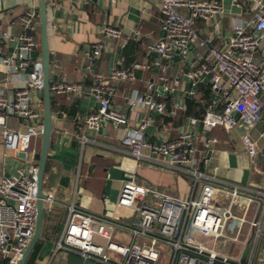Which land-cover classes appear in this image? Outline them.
I'll return each instance as SVG.
<instances>
[{"label":"built area","instance_id":"1","mask_svg":"<svg viewBox=\"0 0 264 264\" xmlns=\"http://www.w3.org/2000/svg\"><path fill=\"white\" fill-rule=\"evenodd\" d=\"M10 1L21 11L17 23L11 21L3 27L7 7L0 10V140L3 158L13 155L24 165L0 178V264H18L37 225L35 154L44 117L43 100L37 94L44 86L40 0ZM46 1L49 13L60 6V0ZM159 9L163 35L151 41L148 49L158 56L155 64L161 83L148 80V92L133 88L126 95L127 105L138 114L136 123L115 105V98L120 83L136 81L137 70H147L150 65L137 63L109 73L98 68L108 41L124 35L118 25L105 22L101 37L86 53L90 85L51 74L50 89L55 97L91 94L97 100V109L85 118L83 144L107 120L138 161L150 148L170 167L189 174L191 192L179 197L134 177L127 179L118 196L117 204L125 210L119 218L97 214L73 201L55 250L78 252L94 264H256L264 240V188L229 186L215 174L217 166L209 170L214 158L208 155L210 144L218 139L207 134L217 127L231 133L241 125V145L250 158L261 151L252 130L261 123L264 138V0H160ZM226 17H230L228 26ZM17 24L19 30L15 31ZM140 35L135 31L125 40L128 43ZM177 57L188 67L183 76L194 89L188 95H195L197 85L207 84L210 96L213 93L216 98L200 100L203 116L188 117L176 136L151 142L147 130L156 120L154 111L170 122L186 109L185 102L176 98L155 97L177 91L167 73V61ZM199 128L205 134L202 148L198 146ZM45 191L44 203L50 213L55 194ZM132 214L133 222L120 219ZM235 220L238 226L232 225ZM121 229L128 237L117 236ZM203 237H209L212 246Z\"/></svg>","mask_w":264,"mask_h":264},{"label":"crops","instance_id":"2","mask_svg":"<svg viewBox=\"0 0 264 264\" xmlns=\"http://www.w3.org/2000/svg\"><path fill=\"white\" fill-rule=\"evenodd\" d=\"M3 3L4 8L7 7L3 27L11 21L17 23L21 7L13 5L10 0ZM159 6L160 0H60V6L49 13L51 74L90 85L91 72L87 69L89 63L86 53L101 37L105 22L118 25L124 35L108 41V46L98 59V68L109 73L114 68H128L137 63L150 65L147 70H137L136 81L120 83L115 98V105L136 123L138 114L127 105L126 95L133 88L148 92V80L161 83L160 70L155 64L158 56L148 49L151 41L163 35ZM229 22L230 17H226V26ZM203 25L199 23L200 27ZM13 29L18 31V24ZM135 31H139L141 35L133 36L127 43L125 36H132ZM167 62L169 81L179 91L173 94L157 93L155 97L165 101L176 98L187 103L186 99L194 96L188 95V91L194 89L187 77L183 76L185 68L188 67L179 57ZM200 100L198 102L201 103ZM54 105L58 107V111L54 113L56 129L49 154L50 171L45 175V190L54 192L55 202L54 210L50 213L44 203L45 225L41 235L44 243L38 252L36 264H94L93 260H85L78 252L55 250V243L71 202L74 201L78 206L97 214L119 218L125 212L117 204L125 180L134 177L139 182L149 183L179 197H185L191 192L192 179L182 170L170 167L150 148L145 150V157L138 161L122 145L119 130L112 123L105 130L93 131L90 135L91 141L83 144L81 138L87 131L85 118L99 105L93 95L57 96ZM153 115L156 120L147 130L151 142H159L162 137L176 136L189 121L187 118L182 123L177 119L169 122L157 111ZM261 126L260 123L252 130L253 136L259 139L261 149L254 158H250L241 145L243 126H237L231 133L217 127L207 134L208 137L218 139L209 149L214 157L209 170L213 171V166H217L215 174L226 185L238 184L249 190L264 188V138L260 136ZM198 134V146L202 148L205 134L200 128ZM3 152L4 147L0 140V156H3ZM23 165L24 161L13 155L0 159V178L7 173L16 172ZM120 219L133 222L135 216L132 214ZM117 236L122 239L128 237V233L121 229ZM255 261L256 264H264V240Z\"/></svg>","mask_w":264,"mask_h":264},{"label":"water","instance_id":"3","mask_svg":"<svg viewBox=\"0 0 264 264\" xmlns=\"http://www.w3.org/2000/svg\"><path fill=\"white\" fill-rule=\"evenodd\" d=\"M49 12H48V4L46 0H40V40H41V57L44 68V86L41 90L37 92L38 96L43 100L44 105V113H43V130L41 134V146L40 150L35 154V158L38 161V195H37V220L34 234L25 249L22 258L18 262V264H26L29 256L34 250L38 240L41 238L43 228H44V220H45V212H44V200L48 197V193L45 191V175H46V166L49 160V154L52 143H53V134L56 129V123L54 120V113L58 111V107L55 106V95L51 92L50 84H51V49H50V33H49ZM37 57V56H36ZM187 72L188 69L185 68ZM162 86H159L160 92H162ZM167 94V92H164ZM211 97L216 98V96L212 93ZM109 124V121H105L104 125L99 129L105 130L106 126ZM213 144H210V148ZM19 155L21 157H25V152H20ZM210 155V151L209 154ZM7 173L6 175H8ZM249 250V245L246 246L244 256L242 261L246 260L247 251Z\"/></svg>","mask_w":264,"mask_h":264},{"label":"trees","instance_id":"4","mask_svg":"<svg viewBox=\"0 0 264 264\" xmlns=\"http://www.w3.org/2000/svg\"><path fill=\"white\" fill-rule=\"evenodd\" d=\"M195 95L193 97H188L186 99V109L181 111L180 114L175 117L174 119H177L179 122H183L186 121V119L190 116H195L197 118H201L204 114V106L202 104H199V100L202 99H210V85L207 84H199L196 87L195 90ZM203 96V97H201ZM169 97V96H168ZM50 169V164H49V160L47 162V166H46V173ZM43 240L40 238L38 240V243L36 244L34 250L32 251L31 255L28 258V261L26 262V264H36V259L38 256V252L41 249Z\"/></svg>","mask_w":264,"mask_h":264},{"label":"rangeland","instance_id":"5","mask_svg":"<svg viewBox=\"0 0 264 264\" xmlns=\"http://www.w3.org/2000/svg\"><path fill=\"white\" fill-rule=\"evenodd\" d=\"M4 8V3H3V1H0V10L1 9H3ZM37 143H38V146H39V150H40V146H41V137L37 140ZM87 143V142H86ZM88 148V147H87ZM85 151V150H84ZM83 151V152H84ZM84 154V153H83ZM82 154V155H83ZM0 159L1 160H3V156H0ZM110 214V213H109ZM112 214V213H111ZM236 224L237 226H238V221H233L232 222V225L233 224ZM197 236H199V239H201V235H200V233L199 232H197ZM203 240H204V242L207 244V245H209V246H212V240L209 238V237H203Z\"/></svg>","mask_w":264,"mask_h":264}]
</instances>
